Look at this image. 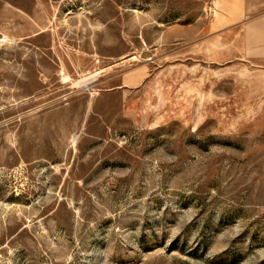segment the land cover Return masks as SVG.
Wrapping results in <instances>:
<instances>
[{"label":"rangeland","instance_id":"obj_1","mask_svg":"<svg viewBox=\"0 0 264 264\" xmlns=\"http://www.w3.org/2000/svg\"><path fill=\"white\" fill-rule=\"evenodd\" d=\"M0 33V264H264V0H0ZM144 64L171 109L124 105Z\"/></svg>","mask_w":264,"mask_h":264},{"label":"crops","instance_id":"obj_2","mask_svg":"<svg viewBox=\"0 0 264 264\" xmlns=\"http://www.w3.org/2000/svg\"><path fill=\"white\" fill-rule=\"evenodd\" d=\"M177 28H168L164 34L163 45L170 46L175 39L177 34ZM187 39V35L184 36ZM168 57L171 56L172 52L166 53ZM175 55V53H173ZM164 56V55H163ZM165 56V57H167ZM173 64H165L160 66L158 72L151 74V68L149 64H144L136 72H128L122 76L121 85L118 88L121 90L122 96L124 97L123 102H129V106H132L134 99L137 102L143 100V111L156 110V109H171L170 99L172 92L168 89L169 83L168 78L176 74L177 69L174 68ZM158 73L160 75H158ZM136 91V93H135ZM162 99L164 103H161ZM162 104V105H161ZM161 105V106H160ZM156 108V109H155ZM129 110H133L130 107ZM150 117V115H149Z\"/></svg>","mask_w":264,"mask_h":264},{"label":"flooded vegetation","instance_id":"obj_3","mask_svg":"<svg viewBox=\"0 0 264 264\" xmlns=\"http://www.w3.org/2000/svg\"><path fill=\"white\" fill-rule=\"evenodd\" d=\"M21 9L17 8L16 19L14 22V33L17 35V38L14 39L15 48V61L18 63V67H20V59H21ZM2 35V33H0ZM5 42L4 39L1 40ZM3 45V44H2ZM20 70V69H19Z\"/></svg>","mask_w":264,"mask_h":264},{"label":"bare ground","instance_id":"obj_4","mask_svg":"<svg viewBox=\"0 0 264 264\" xmlns=\"http://www.w3.org/2000/svg\"><path fill=\"white\" fill-rule=\"evenodd\" d=\"M135 58V57H134ZM95 73H97V72H95ZM98 75L97 74H92L91 76H89V77H87V78H85V79H83V85H88V84H90V83H92L93 81H94V79H96V77H97ZM99 77V76H98ZM93 84V83H92ZM91 85V84H90ZM89 86V85H88ZM93 86V85H92ZM76 141V140H75Z\"/></svg>","mask_w":264,"mask_h":264}]
</instances>
